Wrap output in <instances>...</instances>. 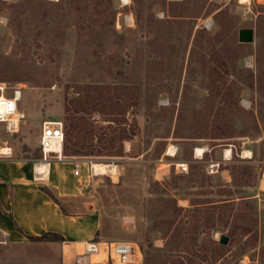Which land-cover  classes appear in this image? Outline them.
Instances as JSON below:
<instances>
[{
    "label": "rangeland",
    "instance_id": "1",
    "mask_svg": "<svg viewBox=\"0 0 264 264\" xmlns=\"http://www.w3.org/2000/svg\"><path fill=\"white\" fill-rule=\"evenodd\" d=\"M1 82L21 91L24 122H0L13 156L38 162L42 121L60 120L75 158L116 165L83 180L87 205H64L98 207L104 237L133 242L139 264H264V0H0ZM162 155L187 171L156 179ZM57 241L2 243L0 264H57Z\"/></svg>",
    "mask_w": 264,
    "mask_h": 264
},
{
    "label": "crops",
    "instance_id": "2",
    "mask_svg": "<svg viewBox=\"0 0 264 264\" xmlns=\"http://www.w3.org/2000/svg\"><path fill=\"white\" fill-rule=\"evenodd\" d=\"M38 162L18 158L12 152L0 153V228L8 233L5 245L24 247L29 237L50 232L62 237L60 241L47 243L57 250V264H103L108 261L118 264L109 259L103 247V242L115 240L106 239L102 234L98 207L72 211L64 205L74 199H80L83 205L89 203L82 200L86 194L82 182L90 177L87 163H80L78 175H75L73 157L53 159L49 162L46 178L38 179L34 171ZM48 189L56 193L51 194ZM90 243L95 244L96 251L89 252L83 262L76 263V257L82 255ZM134 254L135 260L128 264H139L137 246Z\"/></svg>",
    "mask_w": 264,
    "mask_h": 264
},
{
    "label": "built area",
    "instance_id": "3",
    "mask_svg": "<svg viewBox=\"0 0 264 264\" xmlns=\"http://www.w3.org/2000/svg\"><path fill=\"white\" fill-rule=\"evenodd\" d=\"M205 25V23H204ZM4 88L0 86V105H2L4 108L0 111V122L3 123L5 127V118L12 115H17L18 119V125L23 123L25 120L24 113L21 112L18 108L17 101L14 99L13 94L7 95L3 92ZM2 94V96H1ZM6 128V127H5ZM63 124L60 120H43L40 125V131L38 136V146L39 150L41 152V159L47 163L52 161L53 159H59L64 156L62 153V148L60 153L50 151L48 149L50 142L52 139L59 138L61 143L63 142ZM176 152V151H175ZM10 153V152H9ZM4 154V153H3ZM7 154V153H6ZM166 154V153H165ZM175 154V153H174ZM163 156L158 160V165L155 167L154 171V177L158 180L163 179L164 176H166L169 171H174L175 173H182L176 170V162L174 161H164ZM173 157L174 155H169ZM65 157V156H64ZM193 157L196 159H202L203 155L195 157L193 154ZM73 173L75 175H78L79 171V165L80 163L84 162L87 163L89 166V175L91 173L93 174V171L91 170V162L90 160H81L78 158L73 157ZM230 161V155H225L224 151L221 154V157L218 159H208L206 160L205 164V172L208 174H214L218 172L220 169L221 163H226ZM165 165L167 166L165 169H162L160 166ZM171 166V169H170ZM187 171V170H186ZM184 171V172H186ZM227 170L221 169L220 172L222 175ZM112 175V174H111ZM224 177V176H223ZM8 233L5 230H2L0 228V244L6 242ZM103 247L105 251L107 252L109 259L112 261H117L118 264H128L135 260V249L136 245L133 242L129 241H110V242H103ZM96 251L95 244L90 243L89 247H85V250L82 255L77 256L75 259L76 263L83 262L86 260L87 255L89 252Z\"/></svg>",
    "mask_w": 264,
    "mask_h": 264
},
{
    "label": "bare ground",
    "instance_id": "4",
    "mask_svg": "<svg viewBox=\"0 0 264 264\" xmlns=\"http://www.w3.org/2000/svg\"><path fill=\"white\" fill-rule=\"evenodd\" d=\"M122 1V0H121ZM124 2H128V0H123ZM240 3H245L247 4L249 2V0H239ZM4 82L0 83V86L3 88ZM2 96V94H1ZM13 96L15 100H19L20 96H21V91L20 89H15L13 91ZM3 106L0 105V111L3 110ZM6 122H5V127L8 131L11 132H16L18 130V119H17V115H12V116H8L5 118ZM62 148V143L60 141L59 138H55L52 139L50 142V145L48 147V149L50 151H54V152H59L61 151ZM10 147L9 146H0V153H9L10 152ZM251 150V149H250ZM250 150L248 149H244L242 151V155L243 156H249L250 155ZM205 151V147L203 146H198L195 147L193 150V154L195 157L197 156H201L203 155V152ZM166 153L167 155H174L175 153V146L172 144H168V146L166 147ZM224 154L227 156L230 154V149H225L224 150ZM187 168V164L184 162H178L176 163V169L179 172H184V170ZM48 169H49V163L42 161V162H38L35 167H34V171H35V176L38 179H45L47 174H48ZM91 170L93 171V174H116V165L114 163H103V162H91Z\"/></svg>",
    "mask_w": 264,
    "mask_h": 264
},
{
    "label": "trees",
    "instance_id": "5",
    "mask_svg": "<svg viewBox=\"0 0 264 264\" xmlns=\"http://www.w3.org/2000/svg\"><path fill=\"white\" fill-rule=\"evenodd\" d=\"M63 129L65 130V141H64V145H63V154L66 157H75V155H80L82 154V146L79 145L78 141H74L72 138V129L70 127V125L66 123L63 125ZM79 145V146H78ZM245 171H243L244 173ZM43 190L45 191V189L43 188ZM42 235H52V236H56L58 238V241L62 240V237L58 234H54V233H50V232H46V233H42L40 236ZM38 237V236H35ZM31 238V237H29ZM221 245V244H220ZM143 252V251H142ZM103 264H114L110 261L103 263Z\"/></svg>",
    "mask_w": 264,
    "mask_h": 264
},
{
    "label": "water",
    "instance_id": "6",
    "mask_svg": "<svg viewBox=\"0 0 264 264\" xmlns=\"http://www.w3.org/2000/svg\"><path fill=\"white\" fill-rule=\"evenodd\" d=\"M252 38H253L252 28L246 27V28H240L239 29L238 40L240 42H251ZM220 241L225 242L226 236H221Z\"/></svg>",
    "mask_w": 264,
    "mask_h": 264
}]
</instances>
